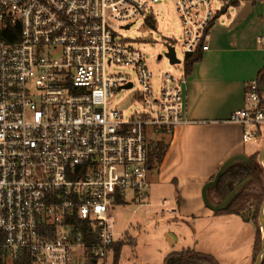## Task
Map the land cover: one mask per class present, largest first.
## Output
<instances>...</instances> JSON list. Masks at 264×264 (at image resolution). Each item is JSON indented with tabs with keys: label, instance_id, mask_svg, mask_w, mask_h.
Returning <instances> with one entry per match:
<instances>
[{
	"label": "built area",
	"instance_id": "2783aa9c",
	"mask_svg": "<svg viewBox=\"0 0 264 264\" xmlns=\"http://www.w3.org/2000/svg\"><path fill=\"white\" fill-rule=\"evenodd\" d=\"M157 1L0 0V35L20 29L16 41L0 39V263L114 258L121 240L112 207L127 193L136 202L149 198L156 139L193 123L185 117L186 75L165 74L155 93L144 54L114 31L155 21L148 12ZM175 7L185 57L208 51L213 1L175 0ZM136 86L144 113L128 120L110 103ZM225 123L244 128L246 145L260 141L258 80L246 87L245 108Z\"/></svg>",
	"mask_w": 264,
	"mask_h": 264
},
{
	"label": "crops",
	"instance_id": "0c3cea01",
	"mask_svg": "<svg viewBox=\"0 0 264 264\" xmlns=\"http://www.w3.org/2000/svg\"><path fill=\"white\" fill-rule=\"evenodd\" d=\"M221 15L220 18L216 12L208 31L206 44L209 50L203 52L202 60L195 65L191 74L184 73L188 79L185 117L193 123L167 136L170 139H167L169 148L166 155L150 173V183L153 185L154 182L156 188L175 187L177 199L175 208L171 210L177 212L175 216L181 214L214 220L220 214H227H217L206 207L203 189L228 159L242 154L250 158L255 153L252 150L248 152L243 142L244 128L225 121L245 108L246 87L252 81L260 82L264 104V1L256 4L243 2L239 6L229 7ZM262 139L264 142V136ZM152 172L156 173L154 180ZM230 216L243 218L246 222L241 214ZM232 226V236L236 234V226L248 233L249 241L246 244L250 248L243 258L238 253V246L245 240L242 234L234 237L232 248L226 252V259L219 258L214 251L204 253L192 248L172 253L191 249L212 255L219 264H254L258 237L256 225V228L238 223ZM166 239L171 249L179 242L174 233H167Z\"/></svg>",
	"mask_w": 264,
	"mask_h": 264
},
{
	"label": "rangeland",
	"instance_id": "374dc122",
	"mask_svg": "<svg viewBox=\"0 0 264 264\" xmlns=\"http://www.w3.org/2000/svg\"><path fill=\"white\" fill-rule=\"evenodd\" d=\"M212 1L214 10L220 14L221 18V12L226 1ZM148 13H152L155 17L153 25H148L145 19L141 18L128 31L121 30V25H115L114 31L121 34L123 38L129 39L131 44L144 54L146 64L154 76L153 85L156 93L165 74L170 73L181 77L185 73L184 29L175 7V0H159ZM169 47L175 48L177 58L182 61L180 65L171 64L167 57ZM160 57L162 58L159 59ZM111 72L130 74L134 80L137 79L134 72L126 69H113ZM138 90L139 88L136 86L134 91L118 92L111 100L110 108L124 111L128 120L136 114L144 113L143 105L134 98ZM263 136L264 131L261 130L260 141L256 144H247V151H255L253 156L257 155L256 158L260 164L259 156L264 145ZM160 138L161 136L156 140ZM261 166L263 167L262 164ZM155 175L156 173L152 172L153 180ZM260 194L264 197V179L251 185L247 192L246 202L248 203H245L247 207H252L251 210H246L249 211V220L255 219L256 222L258 231L257 256L261 252L263 237L260 217L256 213L257 197ZM133 195V193H127L123 204L112 207L111 214L116 224V237L121 240L122 246L121 256L117 264H165V259L172 252L187 248L204 253L214 251L217 252L219 258L226 259V252L232 248L234 237L241 234L245 240L243 239L242 245L238 246V253L243 258L249 252L250 247L246 244L249 241L247 231H241L236 226V234L232 236L230 232L231 228H234L232 225L236 223L241 226L249 224L245 227L256 228L253 221L244 222L243 218L235 219L228 214H220L214 220L181 214L162 216L160 215L161 211H171L175 208L177 195L174 186L156 188L153 182L149 191L150 197L142 202L133 201ZM212 201L218 203L215 196H213ZM167 233H174L179 238L174 249H171L167 242ZM75 264H116V261L112 257L106 263L101 260L94 262L84 258H76Z\"/></svg>",
	"mask_w": 264,
	"mask_h": 264
},
{
	"label": "trees",
	"instance_id": "16d2710c",
	"mask_svg": "<svg viewBox=\"0 0 264 264\" xmlns=\"http://www.w3.org/2000/svg\"><path fill=\"white\" fill-rule=\"evenodd\" d=\"M262 1L264 0H228L227 5L224 7L222 12H226V10L229 7L239 6L243 2H252L256 4ZM147 24L153 25L154 24L153 19H149ZM19 34H20V29L18 27L16 28L8 27L6 31L0 35V39L5 40L8 43H12L19 38ZM202 58H203L202 49H199L194 54L187 55L184 61L185 73L187 75L191 74L195 65L199 63L202 60ZM167 136H170V134L165 133L152 146V153L150 155V160H149V166L152 169L158 167L162 163L166 155V152L169 148V142L166 139ZM256 157L257 155L250 157V164L239 165L228 171L221 179L219 185L211 191L210 195L212 197L215 196L217 198L218 203H221L227 198V196L232 192V190L236 186H238L240 183H242L243 181H245L250 177L254 178V180L242 190L240 195L231 204L229 209L222 213H227L230 215H240L244 213L246 210L252 209V207H247L245 204L248 203L246 202L247 192L249 191L251 185L254 182H260L262 181V179H264V168L258 162ZM263 198L264 197L262 194H260L257 197L256 213L257 216L259 215V217L261 213L260 206L264 202ZM118 204H123V202L120 200ZM252 221L256 225L255 219H252ZM121 251H122L121 242H118L114 247V260L116 261V264L120 259ZM257 252H258V237L254 249V258H253L254 264L259 256V255L257 256ZM14 264H30V260L28 257H22L19 261H17ZM165 264H219V263L212 255L202 254L194 250L188 249L183 252L172 253L166 259Z\"/></svg>",
	"mask_w": 264,
	"mask_h": 264
},
{
	"label": "water",
	"instance_id": "95a60500",
	"mask_svg": "<svg viewBox=\"0 0 264 264\" xmlns=\"http://www.w3.org/2000/svg\"><path fill=\"white\" fill-rule=\"evenodd\" d=\"M227 1V0H225ZM130 27H127L129 29ZM167 57L170 59V62L172 65H180L182 61H180L177 58L176 50L174 47H169ZM160 57L159 59H161ZM132 86L130 85L127 87V89L131 88ZM260 162L264 167V149L261 151L260 156H259ZM250 164V158L247 157L246 155H236L228 159L219 169L218 173L216 174L215 178L211 181H209L204 189H203V200L208 209L213 211L214 213H222L225 212L229 209L231 204L236 200V198L240 195L242 190L249 185L254 178L250 177L240 183L238 186H236L232 192L227 196V198L221 202V203H215L211 199V191L215 189L223 176L230 171L232 168L239 166V165H248ZM242 217L245 218L246 221L249 220V211H246V213L241 214ZM260 223H261V230H262V246H261V252L255 262V264H263L264 263V203L261 208V213H260Z\"/></svg>",
	"mask_w": 264,
	"mask_h": 264
}]
</instances>
